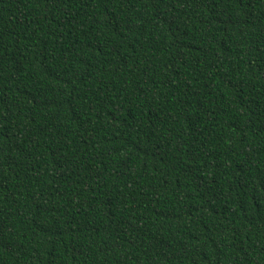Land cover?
Instances as JSON below:
<instances>
[{"label":"trees","instance_id":"1","mask_svg":"<svg viewBox=\"0 0 264 264\" xmlns=\"http://www.w3.org/2000/svg\"><path fill=\"white\" fill-rule=\"evenodd\" d=\"M0 264H264V0H0Z\"/></svg>","mask_w":264,"mask_h":264}]
</instances>
